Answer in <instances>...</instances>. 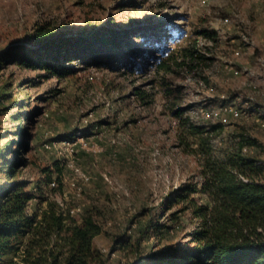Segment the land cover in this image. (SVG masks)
<instances>
[{"label":"rangeland","instance_id":"obj_1","mask_svg":"<svg viewBox=\"0 0 264 264\" xmlns=\"http://www.w3.org/2000/svg\"><path fill=\"white\" fill-rule=\"evenodd\" d=\"M100 25L136 27L157 36L161 48L152 53L162 57L178 44L197 40L209 60L194 71L167 75L169 87H181L175 95L166 92L157 72L159 59L140 60L139 67L126 73L121 67L74 59L72 72L62 76L12 58L1 61L0 148L11 140L29 146L39 140L24 152L29 164L19 167L17 178L31 180L29 188L43 198L72 206L76 217L86 210L95 213L103 232L94 246L104 264H136L140 257L142 264H163L167 251L192 247L193 223L188 213L178 212L182 203L172 200L177 189L201 180L199 140L208 136L219 150L234 146L244 133L257 143L243 152L264 160V127L257 121L264 112V0H0V55L7 57L19 44L37 47L50 37L37 41L40 31L72 37L90 35ZM202 28L213 30L216 39L198 34ZM142 40L129 39L136 44ZM136 87L148 97L137 95ZM223 100L241 105L253 100L256 114L221 124L193 112ZM178 107L185 108L180 116L174 113ZM190 124L204 133H193ZM66 136L69 146L61 142ZM49 165L54 172L42 182L41 168ZM10 180L0 172V184ZM39 182L42 189L36 188ZM37 203L33 199L29 211ZM120 237L132 248L139 245L140 254L123 248Z\"/></svg>","mask_w":264,"mask_h":264},{"label":"trees","instance_id":"obj_2","mask_svg":"<svg viewBox=\"0 0 264 264\" xmlns=\"http://www.w3.org/2000/svg\"><path fill=\"white\" fill-rule=\"evenodd\" d=\"M51 34L50 29L40 31L35 37L37 41H42L44 35L50 37L37 47L14 46L7 57L0 55V63L12 58L31 69L46 68L62 76L72 72L70 62L74 59L90 65L121 67L123 73L139 67L140 60L152 59L153 63L159 59L157 72L162 73L166 92L175 95L181 87H169L167 75L184 68L194 71L209 60L197 40L191 39L171 48L163 57L155 55L152 51L161 48L155 41L157 36L151 38L136 27L100 25L90 35ZM198 34L216 39L215 32L207 28L198 30ZM131 36L142 38V44L130 42ZM135 93L142 99L149 95L139 87ZM21 100L18 102L25 106ZM184 109L178 107L174 113L180 116ZM190 126L195 134L205 131L200 126ZM25 129L22 131L26 135ZM38 141L29 146L27 141L11 140L0 148V172L11 177L0 184V264H104V255L94 246L95 237L103 232L95 213L86 210L76 217L72 206L43 198L29 188L31 180L17 178L19 167L29 164L24 152L38 145ZM255 143L257 140L244 133L237 137L234 146L219 150L208 136L199 140L201 180L177 189L172 200V204L182 203L178 212L188 213L193 223L189 232L192 247L167 251L163 264H264V181L261 180L264 160L243 152L245 145ZM53 166L60 175V161L55 160ZM41 171V181L46 182L54 168L44 166ZM239 174L248 176L249 181L241 179ZM36 188L42 189L40 182ZM33 199H38V203L29 211ZM117 241H121L123 248L140 254V246L132 248L127 238L120 237ZM154 258L158 259L159 255L156 253ZM158 261L155 264H162ZM144 262V257L136 259V264Z\"/></svg>","mask_w":264,"mask_h":264},{"label":"built area","instance_id":"obj_3","mask_svg":"<svg viewBox=\"0 0 264 264\" xmlns=\"http://www.w3.org/2000/svg\"><path fill=\"white\" fill-rule=\"evenodd\" d=\"M224 22L229 21L228 17H225L223 19ZM235 54L239 55L240 54V50L236 49L235 50ZM264 62V61H263ZM187 79L189 81H196L195 77H192V75H188ZM198 84L201 86H205L207 87V82L204 78H198L197 79ZM209 90H214L212 85H209L208 87ZM253 100H246L242 105L237 103L235 100H223L221 102H219L218 104H214V105H209V106H200L197 107L193 110L194 113H200V115H202L205 118H210L214 121H218L221 124H229L232 119H239V118H249L252 117L254 114H256L255 109H252V105L251 103H253ZM262 117L261 118H257V121L259 122V124L264 127V112L262 113ZM70 138H65L63 141H61L62 143H64V145L69 146L71 144ZM47 147H49V145L46 144ZM253 145H246L243 147V151L245 153H247L248 151H250L252 149ZM69 166H74L73 165V160L69 161ZM83 176L85 179H89L88 176H86L83 173ZM240 178L243 179L244 181H249V177L246 176L245 174H239ZM53 185L56 184L55 181L52 182ZM72 211H75V209H72Z\"/></svg>","mask_w":264,"mask_h":264},{"label":"crops","instance_id":"obj_4","mask_svg":"<svg viewBox=\"0 0 264 264\" xmlns=\"http://www.w3.org/2000/svg\"><path fill=\"white\" fill-rule=\"evenodd\" d=\"M34 208L31 209V211H33Z\"/></svg>","mask_w":264,"mask_h":264}]
</instances>
